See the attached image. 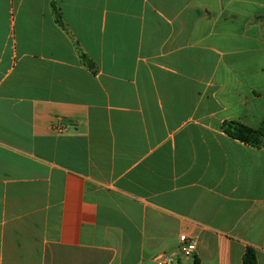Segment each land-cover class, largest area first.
<instances>
[{
  "label": "crops",
  "instance_id": "1",
  "mask_svg": "<svg viewBox=\"0 0 264 264\" xmlns=\"http://www.w3.org/2000/svg\"><path fill=\"white\" fill-rule=\"evenodd\" d=\"M231 121L264 127V0H0V264H264Z\"/></svg>",
  "mask_w": 264,
  "mask_h": 264
},
{
  "label": "trees",
  "instance_id": "2",
  "mask_svg": "<svg viewBox=\"0 0 264 264\" xmlns=\"http://www.w3.org/2000/svg\"><path fill=\"white\" fill-rule=\"evenodd\" d=\"M223 132L232 139L238 140L254 148L264 146V127L252 129L238 122H224ZM242 264H257L255 251L247 248L242 257Z\"/></svg>",
  "mask_w": 264,
  "mask_h": 264
},
{
  "label": "built area",
  "instance_id": "3",
  "mask_svg": "<svg viewBox=\"0 0 264 264\" xmlns=\"http://www.w3.org/2000/svg\"><path fill=\"white\" fill-rule=\"evenodd\" d=\"M196 247L193 242L187 241L184 237L179 238L178 253L183 258H193ZM176 257L170 254H161L153 259V264H175Z\"/></svg>",
  "mask_w": 264,
  "mask_h": 264
}]
</instances>
